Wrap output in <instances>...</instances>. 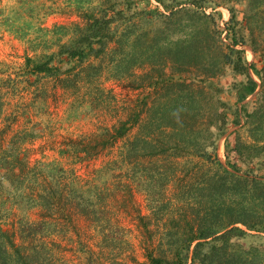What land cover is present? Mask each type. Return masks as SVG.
Returning a JSON list of instances; mask_svg holds the SVG:
<instances>
[{
	"label": "trees",
	"instance_id": "trees-1",
	"mask_svg": "<svg viewBox=\"0 0 264 264\" xmlns=\"http://www.w3.org/2000/svg\"><path fill=\"white\" fill-rule=\"evenodd\" d=\"M250 1L249 40L235 9L223 28L196 0L0 7V29L28 45L23 63H0V264H264V11ZM229 67L244 78L233 108L218 84ZM60 90L103 115L95 131L52 141L72 169L35 160L55 134L37 117ZM7 189L34 221L6 208ZM122 213L136 218L139 251Z\"/></svg>",
	"mask_w": 264,
	"mask_h": 264
},
{
	"label": "rangeland",
	"instance_id": "rangeland-1",
	"mask_svg": "<svg viewBox=\"0 0 264 264\" xmlns=\"http://www.w3.org/2000/svg\"><path fill=\"white\" fill-rule=\"evenodd\" d=\"M27 3H21L20 0H2L0 1V7L4 10L5 16H12L14 12H19L18 14H23L24 9L23 6L27 5H35V6H41L46 5L48 7H51L55 1H64V0H33L30 1L26 0ZM151 4H148L146 0L141 3L142 6H148L150 9H159L160 11H164L165 7L167 5H173L175 2L178 3H192L194 0H150ZM205 7L207 10V13H216V17L219 20V23L224 28L225 23H227L230 18L231 14L229 9H235V13L237 16V21L240 23V26H242V30L244 37L246 40H249V32L247 28L244 27V15L249 14L251 15L252 12L250 11V4L253 2L250 0H222L223 4L221 5L220 0H196ZM262 4L260 5V9L264 11V0H261ZM215 5H219V7H215ZM214 9H216L214 11ZM220 15V16H218ZM28 15L24 16V19H27ZM1 19V17H0ZM57 18L51 17L49 18L48 25L51 26L54 22H56ZM45 21V20H44ZM46 21V22H47ZM5 29H0V63H23L25 61L26 56V50L28 45L24 43L23 40L20 39L18 34L15 33H9L5 32ZM225 38V36H224ZM264 39V38H263ZM241 49L245 50V59L249 64H252L256 62L255 54L253 52V49L250 45L242 46L240 45ZM258 61V60H257ZM258 65L261 66V64L258 62ZM244 78L240 77L239 75L235 74L232 67H229L225 75L219 79V87L223 90V98L227 102V104L233 108V106L236 103V97L234 92V85L238 84L241 80ZM256 80H258L255 77ZM128 99H132L133 95L130 91H127L126 94ZM30 96L29 92L27 93L26 98ZM57 102H53L49 105L50 112L48 114L46 113L47 110H49L48 107H42V110L40 112V115L37 117V121H42L45 125L48 124V122H51V125L55 129L54 136H46L44 140L38 141L36 144V148H38V154L35 156V160H42L46 162H51L53 164H56L58 167H63L65 169H72L74 167L73 161L70 157L67 155H61L59 153V149L56 151L52 150L53 145H55L52 142L53 140L62 141L67 138H79L84 133L92 132L97 129V127L100 125V122L103 120V115L96 117L93 116L92 113H90L88 108L83 109H75L73 107L74 100L70 96L69 93L66 91L60 90L56 94ZM252 97L248 99L250 101ZM42 106V105H41ZM102 114V113H101ZM43 147V148H42ZM44 150V151H42ZM44 153V154H41ZM218 155L222 161V163H226V150H225V137L220 142L219 148H218ZM78 169L82 166H77ZM83 172V171H82ZM91 179H94V176L91 175ZM95 180V179H94ZM100 184H105L104 181H102ZM7 193L5 192L3 195L6 197V199H9V202L7 203L8 210H11V212L14 211V213H17L22 217L26 215L29 219L33 220L37 217L35 209H31L30 207H24L20 206L17 203H15L14 199L16 196L14 190L7 189ZM144 197L139 196L138 202L143 203ZM144 205V204H143ZM4 207V211L6 209ZM13 213V215H15ZM11 216L9 220H7L8 225L10 226V222H12L14 219V216ZM134 215V214H133ZM116 219L119 222L125 223V225L128 226V229L131 228V231H129L128 239L132 245V247L136 250H140V246L143 245V242L141 241V238L139 237V234L136 230V227L134 225H131V223L136 222L135 216H132V214L125 215L124 213L120 215H116ZM249 242L255 241L253 238L248 239ZM100 243H98L96 246H94L95 249L98 250V246ZM101 248V245L99 246V249ZM135 257L141 258V255L137 256L136 254H133Z\"/></svg>",
	"mask_w": 264,
	"mask_h": 264
}]
</instances>
